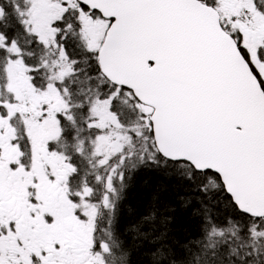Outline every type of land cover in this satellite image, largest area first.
<instances>
[{"label":"snow or ice","instance_id":"1","mask_svg":"<svg viewBox=\"0 0 264 264\" xmlns=\"http://www.w3.org/2000/svg\"><path fill=\"white\" fill-rule=\"evenodd\" d=\"M0 264H264V0H0Z\"/></svg>","mask_w":264,"mask_h":264},{"label":"trees","instance_id":"2","mask_svg":"<svg viewBox=\"0 0 264 264\" xmlns=\"http://www.w3.org/2000/svg\"><path fill=\"white\" fill-rule=\"evenodd\" d=\"M151 180H152V177L151 176H149V175H143L140 178H138V185L142 186L146 182H151ZM135 195H136V192L134 190L133 196H135Z\"/></svg>","mask_w":264,"mask_h":264}]
</instances>
